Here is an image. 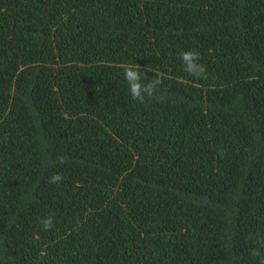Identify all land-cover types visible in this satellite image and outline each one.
Segmentation results:
<instances>
[{
  "label": "trees",
  "instance_id": "trees-1",
  "mask_svg": "<svg viewBox=\"0 0 264 264\" xmlns=\"http://www.w3.org/2000/svg\"><path fill=\"white\" fill-rule=\"evenodd\" d=\"M256 237L264 0H0V264H258Z\"/></svg>",
  "mask_w": 264,
  "mask_h": 264
},
{
  "label": "clouds",
  "instance_id": "clouds-1",
  "mask_svg": "<svg viewBox=\"0 0 264 264\" xmlns=\"http://www.w3.org/2000/svg\"><path fill=\"white\" fill-rule=\"evenodd\" d=\"M181 62L184 64V70L193 77L200 79L206 77V69L199 63V54L192 50L181 51L179 54ZM148 71H151L147 69ZM124 79L128 84V90L131 98L140 103H144L147 98L163 99V96L157 97L160 85L163 83L161 74L154 73V77L144 82L145 79L137 64H128L123 66ZM63 162V159H61ZM63 180L62 173H55L48 178L49 183H59ZM44 230H51L54 226V218L49 215L39 220ZM255 242L258 247L250 248V255L257 259L258 264H264V237H256Z\"/></svg>",
  "mask_w": 264,
  "mask_h": 264
}]
</instances>
